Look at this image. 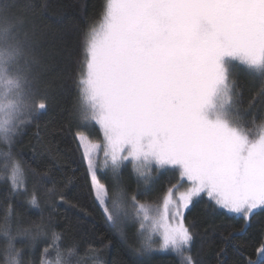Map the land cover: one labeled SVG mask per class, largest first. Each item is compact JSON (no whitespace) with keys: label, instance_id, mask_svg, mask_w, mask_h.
<instances>
[{"label":"snow or ice","instance_id":"1","mask_svg":"<svg viewBox=\"0 0 264 264\" xmlns=\"http://www.w3.org/2000/svg\"><path fill=\"white\" fill-rule=\"evenodd\" d=\"M22 26L0 7V137L8 144L46 110L33 99L35 60ZM82 49L78 117L102 132L103 168L117 176L127 161L141 176L153 168L176 176L162 205L139 203V193H110L98 180L99 156L85 153L93 203L113 228L129 217L139 224L141 256L171 251L195 264L185 254L193 241L185 211L201 194L246 223L264 211V119L241 117L228 72L234 59L264 74V0H106ZM5 167L15 189L23 167L11 155ZM3 255L4 264H22L10 242Z\"/></svg>","mask_w":264,"mask_h":264},{"label":"trees","instance_id":"2","mask_svg":"<svg viewBox=\"0 0 264 264\" xmlns=\"http://www.w3.org/2000/svg\"><path fill=\"white\" fill-rule=\"evenodd\" d=\"M105 2L0 0L13 22L23 20L19 36L35 60L33 99L46 103L45 111L35 112L32 122L21 126L13 143L0 137V257L10 242L14 249L23 247L27 260L35 264L55 256L64 264H181V257L171 251L141 256L131 225L126 237L117 234L90 195L91 179L76 137L80 132L100 142L101 133L97 125L85 126L79 120L74 80L82 69L83 35ZM250 74L236 76L233 104L245 121L255 117L259 123L264 119V74ZM9 155L23 167L15 189L11 168L5 167ZM174 183L176 176L169 170L159 174L150 199ZM33 196L35 205L29 203ZM185 220L193 235L185 254L195 264H264V255L258 254L264 245V211H256L246 223L203 194L185 212ZM28 249L36 251L32 255Z\"/></svg>","mask_w":264,"mask_h":264},{"label":"rangeland","instance_id":"3","mask_svg":"<svg viewBox=\"0 0 264 264\" xmlns=\"http://www.w3.org/2000/svg\"><path fill=\"white\" fill-rule=\"evenodd\" d=\"M228 72H229V78L231 81H232V79L234 81L236 79V76H238L240 74H245L246 77H250V75H251L250 69L245 67V65L242 64L241 62H239L238 60H234V59L229 60V62H228ZM232 97H233V90H232ZM99 130H100V128H99ZM100 133H101L100 142H93L91 140H88L86 137H83L86 135H81V139L78 140L79 146L83 145V148L80 147L82 152H83V156H85V153L89 149H91V155H92L94 160L96 159L97 155L99 156V163L101 165V168L97 170L98 171V180H99V176L101 177L99 182L101 184H106L107 189L110 193L113 192L117 187H119V188H121L127 192L129 199L131 198V196L133 194L139 193V198H141L140 201H138L139 203L153 204V206H155L156 204L162 205L164 194L166 193L167 188L171 184H168L166 186L165 190L158 197L153 198V199H150V198L153 197L152 186H153L155 180L158 178L159 174L163 173L164 171H166L168 169L157 171L155 168H153L151 171H145L144 175L141 176L136 171H134L133 165L131 163H128L127 161H125L121 165V168L118 172V175L113 176V173L110 169L105 170L103 168V162H104L103 152L97 153V151H96V147L101 145L103 142V135H102L101 130H100ZM20 181H21V176L18 179L16 187L19 185ZM11 182H12V174H11ZM128 185H130L129 191H127ZM132 187H133V189H132ZM180 191H184V188H180ZM201 195H203V194H201ZM197 198H194V201ZM147 199H150V200H147ZM130 225H131V228H133V231L135 232L136 242H138V243L135 242L134 244L135 245L139 244V240H140V237L138 236L139 224L132 217H129L124 223L120 224L117 228H115V230H116L117 234L123 235L124 237H126L128 235ZM162 230L163 229L161 228L160 229L161 233H162ZM155 238L157 240L160 239L159 236H157ZM45 249H47V248H45ZM28 250H29V254H32V255H33L34 251H36L35 249H28ZM15 251L20 254L18 259L22 261V264H26V262H27V264H35L33 259L29 260V261L27 260L28 259V258H26L27 254L23 250V247H18V249H15ZM27 253H28V251H27ZM0 259H1L0 264H4V258L1 256ZM39 264H64V263H62V261L60 260V258H58V256H55L52 259L43 260Z\"/></svg>","mask_w":264,"mask_h":264}]
</instances>
